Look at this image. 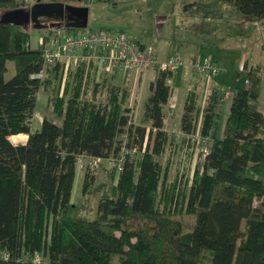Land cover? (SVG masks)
I'll use <instances>...</instances> for the list:
<instances>
[{
	"label": "trees",
	"instance_id": "16d2710c",
	"mask_svg": "<svg viewBox=\"0 0 264 264\" xmlns=\"http://www.w3.org/2000/svg\"><path fill=\"white\" fill-rule=\"evenodd\" d=\"M27 1L0 0V9ZM219 1L242 15H264V0ZM9 60L15 73L5 79ZM63 66L60 59L44 67L27 28L0 24V264H264L260 66L243 60L221 135L210 138L207 154L195 163V145L185 135L200 110L201 75L186 92L179 123L184 135L171 145L164 108L173 71H157L134 123L129 90L115 82L114 70L81 58L69 65L60 95ZM40 90L47 103L34 130ZM219 96L218 86L204 95L203 136L215 127ZM18 134L26 140L12 143ZM169 145L177 154L173 172L172 158L161 162ZM80 156L115 161L116 192L100 195L93 219L68 211ZM94 180L86 171L84 194Z\"/></svg>",
	"mask_w": 264,
	"mask_h": 264
},
{
	"label": "rangeland",
	"instance_id": "374dc122",
	"mask_svg": "<svg viewBox=\"0 0 264 264\" xmlns=\"http://www.w3.org/2000/svg\"><path fill=\"white\" fill-rule=\"evenodd\" d=\"M68 3L78 4L80 2L69 0ZM29 5L31 6L32 3L29 2ZM82 6L88 10L87 28L122 31L152 50L159 61L177 48L180 53L194 54L200 62L205 60L217 62L221 71L210 78L224 89L234 85L236 72L243 59L247 60L249 65L260 66L262 71H260L258 109L264 113V15L261 17L242 15L231 3L219 0H94ZM3 12L4 10L0 9V15ZM26 28L30 34L32 47L37 46L38 40L48 33L47 27L36 29L30 23ZM201 44L202 47L198 50ZM76 62H72L70 66ZM6 66L4 77L8 79L15 73L16 67L14 61L11 60L7 61ZM69 67L65 69L63 66L62 68L59 82L60 95L66 85ZM131 72L134 71L126 74L129 79H134L133 83L131 86L127 84V80L125 83L131 93L129 101L131 100L133 105H131L133 107L132 120L134 123H140L142 101L149 90L147 75L143 76L140 81L143 72L133 74ZM122 76V73L116 72L115 82L124 85ZM46 103V95L40 90L37 94V104L33 115L34 128H36V122L42 119ZM200 103L203 104V101L201 100ZM173 128V130H178L177 133L180 130L176 125ZM176 132L174 131V134H177ZM179 134L174 138L173 143H170L171 145L180 140L182 132ZM10 140L17 144L24 142L26 138L24 135L11 136ZM169 147L166 148L161 162L172 158L170 172H173L177 154L176 150L171 151L172 147L170 145ZM194 152L196 161H198L200 153L198 149ZM111 166L104 158L89 159L82 156L78 158L70 200L73 205L69 207V214H82L89 219L96 216L100 195L106 192L114 195L116 192V173L110 171ZM86 171L89 174L93 172L95 180L92 187L84 194L82 181ZM187 221L189 222V218ZM192 221H194L193 216ZM188 228L185 225V229L188 230Z\"/></svg>",
	"mask_w": 264,
	"mask_h": 264
},
{
	"label": "built area",
	"instance_id": "2783aa9c",
	"mask_svg": "<svg viewBox=\"0 0 264 264\" xmlns=\"http://www.w3.org/2000/svg\"><path fill=\"white\" fill-rule=\"evenodd\" d=\"M94 0H80L84 4ZM38 47L43 56L44 67L52 66L58 60H64L67 69L72 62L81 58L95 60L100 66L109 71H130L142 73L150 69L170 70L175 72L185 64L184 60L177 54H169L159 61L152 50L135 41L122 31L110 29L91 30L87 27L72 31L62 25H54L48 28V33L38 42ZM193 72L201 75L205 80L220 73L221 69L212 61L200 62L194 59L191 63ZM38 77L42 76L37 74ZM233 94V88H220L219 99L226 101ZM173 107L164 108V114L171 113ZM195 113L193 130L185 137L198 149L202 155L207 154L210 143L209 136L201 135L202 106ZM180 133V132H179ZM176 135L179 136L180 134ZM184 134L182 133L181 137ZM110 164L115 161H110ZM119 170V167L116 168ZM39 261L38 258L34 259Z\"/></svg>",
	"mask_w": 264,
	"mask_h": 264
},
{
	"label": "crops",
	"instance_id": "0c3cea01",
	"mask_svg": "<svg viewBox=\"0 0 264 264\" xmlns=\"http://www.w3.org/2000/svg\"><path fill=\"white\" fill-rule=\"evenodd\" d=\"M68 1L69 0H67L66 2H68ZM71 30H74V29H71ZM142 45L145 46L144 44H142ZM201 47H202V44L199 45V47L197 49L199 50V48L201 49ZM208 50H210V49H208ZM170 52H172V53H170ZM170 52H169V54H177V55H179L184 60V62H185V64L183 65V67L180 66L174 72V76H173V79H172V83H173L172 93H171V96L169 98L168 104L165 106L166 109L169 108V107H173L174 109H172V111H171L170 114H168V112L165 114V118H164V131H166L168 133V135L170 136V138L172 136L176 138L177 135L174 134V131L176 132L178 130H173L174 129L173 127L176 125V127L179 128V123H180L181 114L183 112V104H184L186 92L189 89L190 84L191 83H194L195 80H196V77L197 76H200V75L199 74L196 75V74L192 73L193 71L191 69V63L194 61V59H196V57L194 56V54H192V53H190V54H188V53L187 54L180 53L177 48L175 50L173 49ZM243 60H242V62H243ZM214 63L218 66V63L217 62L214 61ZM240 67H241V65H240ZM114 72H115V74H116V72L117 73H122V75H123L122 78H123V81H124V85L127 86L126 83H125V80H127V84H130V86H131V84L134 81L133 78H130L129 79L127 77L128 74L123 73V72H120V71H114ZM131 73L133 74L135 72H131ZM145 75H147V82H148V89H149V83L152 80H154V78L157 75V71L154 70V69H150L148 71L143 72V75L141 76L140 81H141L142 77L145 76ZM235 82L236 81H234V83ZM212 86H218V87H220L219 83L216 82V81H213L211 78H209L208 80H205L203 78L201 80V85L199 87H200V90L202 92V98H201V100L203 101V104H201L199 102L200 103L199 104V108H200V106H202V108H203L204 99H205L204 98V95L206 94V91L209 90L210 87H212ZM222 87H220V88H222ZM231 87H233V85ZM148 93H149V90L147 91V95H148ZM130 94L131 93L129 92V97H130ZM146 96L143 98L142 107H143V102H144V99L146 98ZM129 97L127 99L128 104L132 105L131 104L132 102H130L131 100L129 101ZM228 109H229V100L223 101V100L217 99V101L215 103V107H214L215 127H214V129L211 130V133L209 135L210 138L212 136L217 138V137H219L221 135L223 123H224V120L226 119V115H227ZM172 112H173V114H172ZM142 114H143V109H142ZM177 116H178V119H176ZM141 118H142V116H141ZM40 123H41V120L37 121L36 122V128H34L33 125H32V129L33 128H34V130L35 129H38L39 126H40ZM179 132H181V131L179 130ZM20 135H24L25 138L27 137L25 134H18V135H13V136H20ZM195 161H196V156H195V152H194V154H193V163H195ZM115 178H117V173H116Z\"/></svg>",
	"mask_w": 264,
	"mask_h": 264
},
{
	"label": "water",
	"instance_id": "95a60500",
	"mask_svg": "<svg viewBox=\"0 0 264 264\" xmlns=\"http://www.w3.org/2000/svg\"><path fill=\"white\" fill-rule=\"evenodd\" d=\"M69 9L75 16V29L85 28L87 26V8L85 6L66 4L62 1H43L33 0V4L28 8H16L13 10L4 11L0 15V24H11L16 26L27 27L32 23V27L36 29L50 28L54 25H61L64 20L65 10ZM41 18H47L52 22L42 24Z\"/></svg>",
	"mask_w": 264,
	"mask_h": 264
},
{
	"label": "flooded vegetation",
	"instance_id": "af4514ba",
	"mask_svg": "<svg viewBox=\"0 0 264 264\" xmlns=\"http://www.w3.org/2000/svg\"><path fill=\"white\" fill-rule=\"evenodd\" d=\"M29 2L30 4L32 3L33 4V0H29L27 1L25 4H22L20 7L22 8H25V9H28L29 8ZM66 4H70L68 2H65ZM71 5H79V6H82L84 5L83 2H80L78 4H71ZM42 23H44L45 25L52 22L51 20L47 19V18H41L40 20ZM76 22V16L69 10V9H66L65 10V13H64V20L61 22V25L66 28V29H75V25L77 24ZM32 24V23H30Z\"/></svg>",
	"mask_w": 264,
	"mask_h": 264
}]
</instances>
